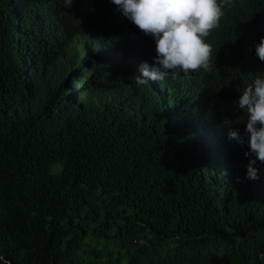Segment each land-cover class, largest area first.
<instances>
[{
	"label": "trees",
	"instance_id": "obj_1",
	"mask_svg": "<svg viewBox=\"0 0 264 264\" xmlns=\"http://www.w3.org/2000/svg\"><path fill=\"white\" fill-rule=\"evenodd\" d=\"M223 10L210 72L138 86L155 41L110 0H0V255L264 264V164L247 177L235 103L264 74V0Z\"/></svg>",
	"mask_w": 264,
	"mask_h": 264
},
{
	"label": "clouds",
	"instance_id": "obj_2",
	"mask_svg": "<svg viewBox=\"0 0 264 264\" xmlns=\"http://www.w3.org/2000/svg\"><path fill=\"white\" fill-rule=\"evenodd\" d=\"M77 0H62L71 9ZM117 11L130 20L146 36L155 41L153 65L142 63L139 74L133 77L138 86L150 81H163L169 74L176 78L212 70L213 47L206 42L210 33L220 27L224 8L232 7L235 0H110ZM259 60L264 62V37L255 45ZM238 108L246 114L245 156L254 157L247 165V177L257 179L259 162L264 164V74L256 73L241 92ZM229 138L240 140L239 130L229 132ZM264 260V253L260 256ZM0 264L11 261L0 255Z\"/></svg>",
	"mask_w": 264,
	"mask_h": 264
}]
</instances>
